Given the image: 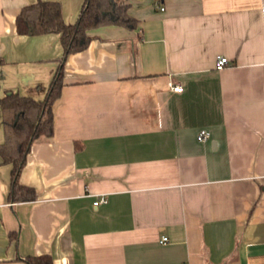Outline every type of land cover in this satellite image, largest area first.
I'll list each match as a JSON object with an SVG mask.
<instances>
[{
    "label": "crops",
    "instance_id": "1",
    "mask_svg": "<svg viewBox=\"0 0 264 264\" xmlns=\"http://www.w3.org/2000/svg\"><path fill=\"white\" fill-rule=\"evenodd\" d=\"M37 1L0 0V145L1 100H44L64 55L17 32ZM43 1L68 24L85 2ZM130 1L135 29H93L64 62L54 134L19 177L35 201L9 200L0 156V264H264V0Z\"/></svg>",
    "mask_w": 264,
    "mask_h": 264
},
{
    "label": "trees",
    "instance_id": "2",
    "mask_svg": "<svg viewBox=\"0 0 264 264\" xmlns=\"http://www.w3.org/2000/svg\"><path fill=\"white\" fill-rule=\"evenodd\" d=\"M130 0H85L74 24L63 18L59 1L38 0L25 6L17 17L20 35H60L64 55L46 98L37 101L11 93L1 100L6 141L0 145V156L5 164H12L11 202H30L37 199L36 190L19 182L27 156L36 139L54 134L53 106L64 86V62L74 53L86 50L92 41L90 31L103 26L135 29L138 21L129 14ZM27 264H54L50 255L29 256Z\"/></svg>",
    "mask_w": 264,
    "mask_h": 264
},
{
    "label": "built area",
    "instance_id": "3",
    "mask_svg": "<svg viewBox=\"0 0 264 264\" xmlns=\"http://www.w3.org/2000/svg\"><path fill=\"white\" fill-rule=\"evenodd\" d=\"M162 10H164V9H162ZM262 12H263V18H264V8H263ZM228 64H229V60L226 57H219L217 60V63H216V68L218 70H223L226 67V65H228ZM175 90L178 91V90H181V88L175 87ZM210 137H211V133L206 129L201 130L197 136V138L200 142H206L210 139ZM106 201L107 200L102 197L97 202H95V205L98 206L99 204L105 203ZM167 241H168L167 237H164L162 239V242H167Z\"/></svg>",
    "mask_w": 264,
    "mask_h": 264
}]
</instances>
